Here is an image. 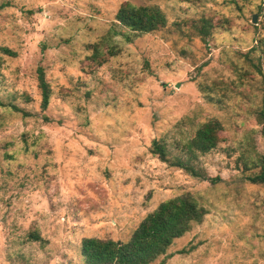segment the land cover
I'll return each mask as SVG.
<instances>
[{"label":"rangeland","instance_id":"rangeland-1","mask_svg":"<svg viewBox=\"0 0 264 264\" xmlns=\"http://www.w3.org/2000/svg\"><path fill=\"white\" fill-rule=\"evenodd\" d=\"M124 2L158 7L166 26L131 43L112 38L118 54L105 55L104 44L99 65L89 47ZM0 5V49L14 55L0 51V264H85L82 239L126 242L160 203L184 195L206 214L153 264H264V188L244 179L264 152L255 118L264 0ZM201 18L213 25L205 42L190 27ZM39 67L50 90L44 111ZM214 119L220 142L197 162L214 183L149 152L161 140L178 155L176 145Z\"/></svg>","mask_w":264,"mask_h":264},{"label":"trees","instance_id":"trees-1","mask_svg":"<svg viewBox=\"0 0 264 264\" xmlns=\"http://www.w3.org/2000/svg\"><path fill=\"white\" fill-rule=\"evenodd\" d=\"M2 8L4 6L0 5V10ZM166 23V17L158 7L135 6L124 2L115 13L113 25L107 36L101 43L90 45L91 60L98 62L99 65L105 62V56H102L100 50L104 44L108 47L105 55L116 56L117 46L115 43L111 44L114 37L119 36L125 43H131L134 38L162 30ZM190 27L202 42L206 41L210 30L213 29L211 20L205 18L191 22ZM0 51L14 56L5 48H1ZM36 74L37 87L41 94L40 108L44 111L49 102V85L45 81L41 67L37 68ZM13 109L17 110L15 107ZM255 118L261 126L260 135L264 142V108L257 111ZM221 130L222 125L218 120H210L201 124L191 139L176 145L180 152L178 155H173L161 140H153L149 152L157 156L161 162L182 170L188 176L214 183L215 179L208 177L207 173L198 167L197 162L199 156L211 152L218 146ZM249 163L258 171L246 176L245 181L264 188V152L256 153ZM205 214V210L188 195L166 200L145 216L126 242L95 238L82 239L81 257L85 264H153L160 257L163 263L167 257L166 251L173 241L185 235L192 225L201 223ZM32 237L37 240L35 235Z\"/></svg>","mask_w":264,"mask_h":264},{"label":"water","instance_id":"water-1","mask_svg":"<svg viewBox=\"0 0 264 264\" xmlns=\"http://www.w3.org/2000/svg\"><path fill=\"white\" fill-rule=\"evenodd\" d=\"M252 21L255 22V17L252 18Z\"/></svg>","mask_w":264,"mask_h":264}]
</instances>
